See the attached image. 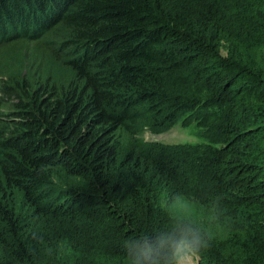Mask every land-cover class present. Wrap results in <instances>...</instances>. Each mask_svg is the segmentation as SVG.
Wrapping results in <instances>:
<instances>
[{"label":"trees","instance_id":"obj_1","mask_svg":"<svg viewBox=\"0 0 264 264\" xmlns=\"http://www.w3.org/2000/svg\"><path fill=\"white\" fill-rule=\"evenodd\" d=\"M29 36L67 71L0 69V264H164L189 228L199 264H264V0H0ZM144 120L199 140L124 148Z\"/></svg>","mask_w":264,"mask_h":264},{"label":"rangeland","instance_id":"obj_2","mask_svg":"<svg viewBox=\"0 0 264 264\" xmlns=\"http://www.w3.org/2000/svg\"><path fill=\"white\" fill-rule=\"evenodd\" d=\"M63 28H59L55 35L61 34ZM25 37L22 40H6L0 43V69H14L17 71L35 72L36 78L48 76H66V69L60 63L48 56L38 45H34V39ZM19 41V42H16ZM117 140L128 147L132 142L140 141L144 146L154 152H161L175 146L184 149L186 144L199 140L195 128L191 125H183L180 121L171 124L156 126L150 121H142L133 128V131L121 128L117 131ZM170 196L172 198L170 199ZM171 212L177 216L202 219L206 217L204 208L195 200L171 195L164 196ZM169 199V200H168ZM66 250L65 253H69ZM70 262L71 255L63 257ZM191 264H199V256L191 258Z\"/></svg>","mask_w":264,"mask_h":264},{"label":"clouds","instance_id":"obj_3","mask_svg":"<svg viewBox=\"0 0 264 264\" xmlns=\"http://www.w3.org/2000/svg\"><path fill=\"white\" fill-rule=\"evenodd\" d=\"M202 244L206 246L198 232L194 233L191 228L187 231L180 229L179 235L174 234L168 241L161 243V247L166 246L170 249L164 264H191V258L199 253ZM153 251L151 246L145 245L140 253L145 257L143 262L135 260L132 264H160L159 261L152 259Z\"/></svg>","mask_w":264,"mask_h":264},{"label":"bare ground","instance_id":"obj_4","mask_svg":"<svg viewBox=\"0 0 264 264\" xmlns=\"http://www.w3.org/2000/svg\"><path fill=\"white\" fill-rule=\"evenodd\" d=\"M5 34L7 33V30L5 29V32H4Z\"/></svg>","mask_w":264,"mask_h":264}]
</instances>
